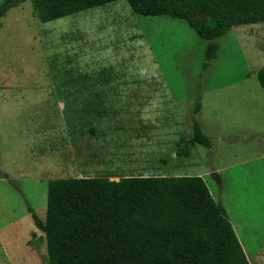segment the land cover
I'll return each instance as SVG.
<instances>
[{"label":"rangeland","instance_id":"1","mask_svg":"<svg viewBox=\"0 0 264 264\" xmlns=\"http://www.w3.org/2000/svg\"><path fill=\"white\" fill-rule=\"evenodd\" d=\"M215 42L204 69L207 42L185 21L125 0L48 23L26 0L0 18V264L49 263L28 211L45 221L49 181L130 175L201 177L249 263L264 264V23ZM198 101L211 148L176 157ZM94 110L96 140L79 127Z\"/></svg>","mask_w":264,"mask_h":264},{"label":"trees","instance_id":"2","mask_svg":"<svg viewBox=\"0 0 264 264\" xmlns=\"http://www.w3.org/2000/svg\"><path fill=\"white\" fill-rule=\"evenodd\" d=\"M26 0H9L0 18ZM119 0H33L42 23ZM142 16L185 21L206 41L204 69L217 59L215 40L234 27L264 23V0H125ZM84 83L86 80H83ZM264 88V70L258 73ZM176 157L196 145L211 148L197 119ZM1 176V172H0ZM44 233L48 264H250L228 218L201 177L124 176L49 181L45 221L28 207Z\"/></svg>","mask_w":264,"mask_h":264},{"label":"crops","instance_id":"3","mask_svg":"<svg viewBox=\"0 0 264 264\" xmlns=\"http://www.w3.org/2000/svg\"><path fill=\"white\" fill-rule=\"evenodd\" d=\"M94 96H96V97H98V95L97 94H95ZM90 113H92L91 115L93 116V118H95V119H100V120H93V121H95V123L93 124V125H91L90 123L91 122H86L85 124H84V121L82 122V124H80L79 123V127L81 128V125H82V128H85L86 129V127H88V129H87V134L89 135V137L90 138H92L93 140H96V138H100L99 137V135L97 134V133H92V132H90V129L91 128H94V127H96L97 126V129H99V127L100 126H102L101 125V123L103 122L102 120H103V118L105 117V113L104 112H101V111H98V110H94V111H90ZM89 116H90V114H88ZM87 125V126H86ZM86 126V127H85ZM79 128V129H80ZM120 128L121 127H118L117 125H115L114 127H113V129L114 130H120ZM102 141H103V139H102ZM106 142L108 141V140H105ZM106 153V152H105ZM107 154V153H106ZM106 155H104L103 157H105ZM107 156L108 157H110V158H113L114 157V155H109V154H107ZM93 157H95V156H93ZM97 158H99L98 156H97ZM91 159H92V157L90 158V161H91ZM87 162H88V156L86 157V159H85ZM107 160H108V158H107ZM106 161V160H105ZM142 176V175H141ZM118 181V180H117Z\"/></svg>","mask_w":264,"mask_h":264},{"label":"water","instance_id":"4","mask_svg":"<svg viewBox=\"0 0 264 264\" xmlns=\"http://www.w3.org/2000/svg\"><path fill=\"white\" fill-rule=\"evenodd\" d=\"M211 177L218 181V174L217 173H212Z\"/></svg>","mask_w":264,"mask_h":264},{"label":"bare ground","instance_id":"5","mask_svg":"<svg viewBox=\"0 0 264 264\" xmlns=\"http://www.w3.org/2000/svg\"><path fill=\"white\" fill-rule=\"evenodd\" d=\"M233 198V197H232ZM255 248V247H254Z\"/></svg>","mask_w":264,"mask_h":264}]
</instances>
